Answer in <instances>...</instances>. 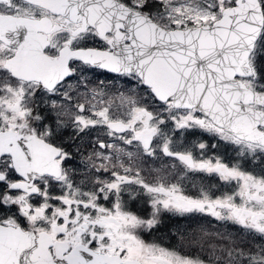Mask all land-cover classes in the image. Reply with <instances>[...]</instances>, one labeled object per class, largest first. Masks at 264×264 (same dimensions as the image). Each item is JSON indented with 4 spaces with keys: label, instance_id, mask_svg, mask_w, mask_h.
<instances>
[{
    "label": "snow or ice",
    "instance_id": "obj_1",
    "mask_svg": "<svg viewBox=\"0 0 264 264\" xmlns=\"http://www.w3.org/2000/svg\"><path fill=\"white\" fill-rule=\"evenodd\" d=\"M0 264H264V0H0Z\"/></svg>",
    "mask_w": 264,
    "mask_h": 264
},
{
    "label": "rangeland",
    "instance_id": "obj_2",
    "mask_svg": "<svg viewBox=\"0 0 264 264\" xmlns=\"http://www.w3.org/2000/svg\"><path fill=\"white\" fill-rule=\"evenodd\" d=\"M219 151H220V154L221 155H224L225 154V150L224 149H220ZM230 154L231 155H234L233 153H231L230 151H228V155L229 156H230ZM181 224H183V222H181ZM158 235H160V233L154 234L153 239H155V237L158 236ZM172 237L173 236L169 235V229H168V231L162 232V239L167 238L168 239V242H165V241H159V242L164 243V244H173V242L170 241V238H172ZM176 241H177V239H176Z\"/></svg>",
    "mask_w": 264,
    "mask_h": 264
},
{
    "label": "flooded vegetation",
    "instance_id": "obj_3",
    "mask_svg": "<svg viewBox=\"0 0 264 264\" xmlns=\"http://www.w3.org/2000/svg\"><path fill=\"white\" fill-rule=\"evenodd\" d=\"M221 149H222V148H221ZM230 152H231V151H230ZM230 156H231V154H230ZM148 178L151 180V179H153L154 177L149 176ZM169 222H171V221H169ZM166 224H167V223H166ZM165 231H168V228H167V227L161 229V231H159V232H156V233H160V235L156 236L155 239H156L157 241H162V240H163V239H162V232H165ZM156 233H154V234H156ZM153 237H154V236H153ZM153 237H152V238H153Z\"/></svg>",
    "mask_w": 264,
    "mask_h": 264
},
{
    "label": "trees",
    "instance_id": "obj_4",
    "mask_svg": "<svg viewBox=\"0 0 264 264\" xmlns=\"http://www.w3.org/2000/svg\"><path fill=\"white\" fill-rule=\"evenodd\" d=\"M175 238L173 237V240H174ZM165 242H168V239L167 238H164L163 239ZM171 241V240H170Z\"/></svg>",
    "mask_w": 264,
    "mask_h": 264
},
{
    "label": "bare ground",
    "instance_id": "obj_5",
    "mask_svg": "<svg viewBox=\"0 0 264 264\" xmlns=\"http://www.w3.org/2000/svg\"><path fill=\"white\" fill-rule=\"evenodd\" d=\"M223 149V148H222ZM228 151H231L230 149Z\"/></svg>",
    "mask_w": 264,
    "mask_h": 264
}]
</instances>
